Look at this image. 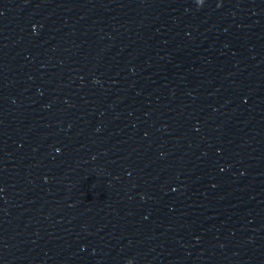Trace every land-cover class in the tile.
Here are the masks:
<instances>
[{
	"label": "water",
	"instance_id": "95a60500",
	"mask_svg": "<svg viewBox=\"0 0 264 264\" xmlns=\"http://www.w3.org/2000/svg\"><path fill=\"white\" fill-rule=\"evenodd\" d=\"M0 264H264V0H170L0 220Z\"/></svg>",
	"mask_w": 264,
	"mask_h": 264
}]
</instances>
